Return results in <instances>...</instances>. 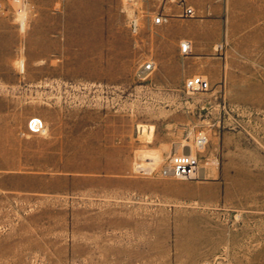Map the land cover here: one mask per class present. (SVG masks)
<instances>
[{
    "label": "rangeland",
    "instance_id": "rangeland-1",
    "mask_svg": "<svg viewBox=\"0 0 264 264\" xmlns=\"http://www.w3.org/2000/svg\"><path fill=\"white\" fill-rule=\"evenodd\" d=\"M177 6L0 0V117L31 111L0 132V166L33 173L0 172V264H264V28ZM192 75L210 88L186 92ZM175 154L194 177L158 173Z\"/></svg>",
    "mask_w": 264,
    "mask_h": 264
},
{
    "label": "crops",
    "instance_id": "crops-1",
    "mask_svg": "<svg viewBox=\"0 0 264 264\" xmlns=\"http://www.w3.org/2000/svg\"><path fill=\"white\" fill-rule=\"evenodd\" d=\"M185 3L191 6L195 13L197 11L205 14L206 20L210 21L216 29H232L235 27L264 28V0H185ZM177 10H180L179 6H177ZM238 14L242 16L239 17ZM237 23L243 24L237 25ZM206 42L213 43L212 40H206ZM30 113V110L19 109L13 113V118L3 113L0 117V132L7 137L14 134L18 127H24ZM6 141L7 144L2 146V148L8 150L10 148L8 138ZM19 165L20 162L18 161H3L0 166V172L21 174L24 177L27 174H33L30 171L21 170L17 167ZM20 181L19 185L21 187L30 186L28 183L30 181L26 179Z\"/></svg>",
    "mask_w": 264,
    "mask_h": 264
},
{
    "label": "built area",
    "instance_id": "built-area-1",
    "mask_svg": "<svg viewBox=\"0 0 264 264\" xmlns=\"http://www.w3.org/2000/svg\"><path fill=\"white\" fill-rule=\"evenodd\" d=\"M175 2L180 7L179 16L180 17H192L195 15V10L185 3V0H175ZM167 15L161 12H157L152 18L153 24H161L167 20ZM127 27L134 37H137L140 33L141 21L140 15L137 12H133L127 17ZM192 49V43L187 38H182L179 41V52L182 55H188ZM155 69V62L153 60H145L142 62L137 69L140 75L148 74ZM184 90L186 92H198L206 91L210 88V84L207 79L203 78L201 75H192L185 79L183 84ZM27 132L30 134H41L45 132L46 126L42 118L38 116L30 117L26 122ZM197 143L202 145L206 142V137L204 135H199L197 137ZM198 159L196 156L191 154H175L171 156L169 162L163 165L158 173L161 176H173V177H194L198 170ZM145 170L144 168H142Z\"/></svg>",
    "mask_w": 264,
    "mask_h": 264
},
{
    "label": "bare ground",
    "instance_id": "bare-ground-1",
    "mask_svg": "<svg viewBox=\"0 0 264 264\" xmlns=\"http://www.w3.org/2000/svg\"><path fill=\"white\" fill-rule=\"evenodd\" d=\"M22 19H23V17H21ZM23 24H25V23H23Z\"/></svg>",
    "mask_w": 264,
    "mask_h": 264
}]
</instances>
